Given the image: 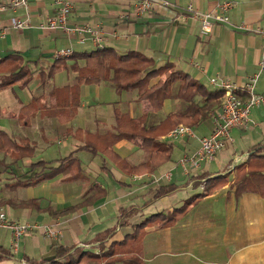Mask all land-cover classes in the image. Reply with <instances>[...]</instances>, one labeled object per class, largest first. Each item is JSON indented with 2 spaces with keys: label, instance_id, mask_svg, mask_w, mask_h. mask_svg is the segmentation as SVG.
<instances>
[{
  "label": "crops",
  "instance_id": "obj_1",
  "mask_svg": "<svg viewBox=\"0 0 264 264\" xmlns=\"http://www.w3.org/2000/svg\"><path fill=\"white\" fill-rule=\"evenodd\" d=\"M63 1L70 3L68 27L100 28L104 47L119 55L138 52L156 68L170 63L209 91L227 81L246 99L244 83L264 62V0H232L228 21L207 32L200 31L193 11L216 14L223 0H166L167 6L143 13L136 12L137 0ZM8 2L0 0V207L9 220L34 227L15 245L0 227V246L11 254L0 264H26L27 257L63 264L57 256L65 249L83 254L79 264H123L86 259L112 249V256L135 250L144 264H264V197L236 196L233 185L236 166L253 151L264 153V100L250 108L244 127L230 130L231 139L211 159L196 168L183 165L180 159L199 148L213 122L208 113L196 117L194 136L169 135L170 125L162 121L188 104L177 96L180 80L156 110L138 99L136 89L117 94L107 80L77 83L69 66L48 76L56 50L97 48L87 33L80 42L74 32L41 27L55 16L56 0H27L16 8ZM14 18L26 20L25 26L13 27ZM22 65L31 73L25 85L12 76ZM164 78L159 73L148 86ZM253 91L264 96V68ZM193 101L203 103L200 95ZM115 113L123 115L118 125ZM130 118L144 129L155 127L157 145L144 148L141 137L132 138ZM161 148L170 149L169 159L156 166L151 151ZM218 176L226 183L188 205ZM165 185L174 188L154 198ZM46 227L55 235H47ZM107 232L112 234L103 240Z\"/></svg>",
  "mask_w": 264,
  "mask_h": 264
},
{
  "label": "trees",
  "instance_id": "obj_2",
  "mask_svg": "<svg viewBox=\"0 0 264 264\" xmlns=\"http://www.w3.org/2000/svg\"><path fill=\"white\" fill-rule=\"evenodd\" d=\"M54 59V58H53ZM71 59L73 62L70 65L66 64V60ZM79 59L84 60V65L79 66L77 61ZM70 67L77 73V83H99L107 80L114 85V89L117 94L122 91L138 90V99H147L150 101L154 109H160L162 100L166 97L172 96L170 93V85L176 80H180L178 97L184 98L188 104L185 112L179 114H172L167 116L162 123H167L172 129L174 126L180 123H185L189 126L195 125L196 117H206L208 113H212L213 110L218 106L222 92L220 90L209 91L206 90L201 84L192 80L187 74L178 70H173L172 65L167 63L160 68L154 67V62L143 56L138 52H128L124 55L117 54L110 47L97 48L88 52L74 53L72 52L69 56L55 58L53 64L48 70V76H51L56 71H60L64 68ZM164 74V79H159L156 83L148 86L149 80L156 77L158 74ZM30 71L26 70L22 65L12 76L16 77V80H22V85H25L30 78ZM22 78V79H19ZM73 89V88H72ZM74 92V90H73ZM69 94L68 96L72 95ZM195 95H200L202 98V105H198L193 101ZM248 98V95L246 99ZM241 99V98H240ZM246 99H241L245 101ZM73 112V111H72ZM74 113V112H73ZM211 115V114H210ZM123 115L115 113L116 124L118 125L119 119ZM60 119V117H58ZM61 120V119H60ZM130 130L132 132V138L141 137L142 147L149 145H157L155 141L154 129L155 127L144 129L139 123L133 121V119H127ZM161 124V123H160ZM159 124V125H160ZM1 145V144H0ZM157 151V152H156ZM156 151H151L152 163L159 165L162 161L169 159L170 149L161 148ZM159 152L165 154L157 157ZM156 152V153H155ZM167 152V153H166ZM40 162L36 163L38 165ZM60 167L51 168L48 172H44L35 177L34 180L26 182V184H33L39 180L44 179L47 176L54 174ZM210 180L211 183L208 188H205L201 193L197 194L195 198L188 201V205L199 200L206 192L213 191L217 187L222 186L226 183L224 177ZM220 178V179H219ZM208 181V180H207ZM234 194L236 196L244 192H255L264 197V153H260L258 150L251 152L246 160L239 163L236 166V175L234 179ZM206 187V186H205ZM174 187L172 185H165L158 188L154 194V198L161 197L169 193ZM153 217V216H151ZM151 221V218H149ZM149 223V220H145L139 224L138 227H144ZM112 232H107L103 235V240L111 236ZM112 244V243H111ZM130 252L127 255H114L115 249L108 252L102 250L101 254L89 255L86 259L97 261V257L104 258V263L113 262L115 260L122 261L123 264H144L139 258L136 252ZM11 257L8 250L0 246V260ZM63 257V264H79L82 261L83 254L75 256L69 249H65L63 255L57 256ZM26 264H47L53 263L54 260H35L27 257L25 259ZM97 264H101L97 261Z\"/></svg>",
  "mask_w": 264,
  "mask_h": 264
},
{
  "label": "built area",
  "instance_id": "obj_3",
  "mask_svg": "<svg viewBox=\"0 0 264 264\" xmlns=\"http://www.w3.org/2000/svg\"><path fill=\"white\" fill-rule=\"evenodd\" d=\"M56 3L58 4V7L55 16L46 20L44 24H41L42 28L62 29L64 31L74 32L80 37V42L84 41L81 36L82 33H87L89 35V40L96 48L104 47V33L100 28L90 26L68 27L66 20L70 9V3L63 0H56ZM26 4L27 0H9L8 2V5L12 8L26 6ZM168 4L169 3L166 0H137L135 3V9L137 13H143L150 10L153 6L160 8L162 6H167ZM232 4V0H223L218 4V13L213 15L210 13L193 11L190 4L187 5V10L193 11V16L197 18L199 23L200 31L207 32L211 30L213 25L228 21V12L232 7ZM25 23L26 20L21 18H14L11 20V25L17 28L24 27ZM71 53L72 50L70 48L59 49L54 52L53 58L66 57ZM262 53L264 56V46ZM263 68L264 62H261L259 71ZM259 71L249 76L244 83V88L248 95V98L245 101H242L239 98L237 94V85L227 81L217 83L218 90H220L222 94L218 106L211 114L213 122L212 131L210 135L202 136L200 138V146L195 152L190 156H185L180 159L181 164L189 165L191 168L198 167L202 160L211 159L214 154L222 149L225 143L231 139L230 130L232 128L244 127L247 124L250 108L264 100L263 95L255 94L253 91ZM169 135L194 136V132L191 127L179 124L169 132ZM0 227L9 230L11 243L12 245H15L24 235L31 231L34 224L9 220L6 210L3 207H0ZM45 233L53 236L56 232L50 227H46Z\"/></svg>",
  "mask_w": 264,
  "mask_h": 264
},
{
  "label": "rangeland",
  "instance_id": "obj_4",
  "mask_svg": "<svg viewBox=\"0 0 264 264\" xmlns=\"http://www.w3.org/2000/svg\"><path fill=\"white\" fill-rule=\"evenodd\" d=\"M115 92H116V91H115ZM92 99H93V98H92ZM92 99H88V100H92ZM182 124L185 125V126H189V125H187V124H185V123H182ZM178 125H179V124H177L176 126H178ZM176 126H174V127H176ZM174 127H173V128H174ZM189 127H191V126H189ZM173 128H172V129H173ZM172 129H171V130H172ZM171 130H170V131H171ZM170 131H169V132H170Z\"/></svg>",
  "mask_w": 264,
  "mask_h": 264
}]
</instances>
